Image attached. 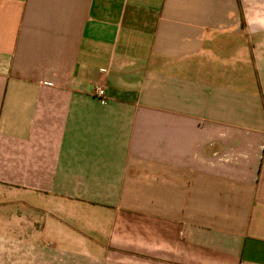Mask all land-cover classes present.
<instances>
[{"label":"crops","instance_id":"crops-1","mask_svg":"<svg viewBox=\"0 0 264 264\" xmlns=\"http://www.w3.org/2000/svg\"><path fill=\"white\" fill-rule=\"evenodd\" d=\"M0 264H264V0H0Z\"/></svg>","mask_w":264,"mask_h":264},{"label":"built area","instance_id":"built-area-1","mask_svg":"<svg viewBox=\"0 0 264 264\" xmlns=\"http://www.w3.org/2000/svg\"><path fill=\"white\" fill-rule=\"evenodd\" d=\"M96 93H97V96L100 98L101 103L105 104L106 103V101H105V95H106L105 90L103 88L98 87L96 90Z\"/></svg>","mask_w":264,"mask_h":264}]
</instances>
